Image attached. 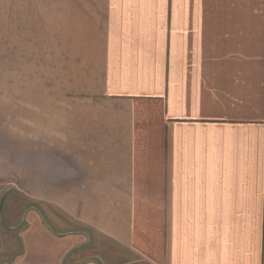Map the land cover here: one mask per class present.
I'll list each match as a JSON object with an SVG mask.
<instances>
[{
    "label": "crops",
    "instance_id": "0c3cea01",
    "mask_svg": "<svg viewBox=\"0 0 264 264\" xmlns=\"http://www.w3.org/2000/svg\"><path fill=\"white\" fill-rule=\"evenodd\" d=\"M63 4L55 88L0 110V264H264V0Z\"/></svg>",
    "mask_w": 264,
    "mask_h": 264
},
{
    "label": "rangeland",
    "instance_id": "374dc122",
    "mask_svg": "<svg viewBox=\"0 0 264 264\" xmlns=\"http://www.w3.org/2000/svg\"><path fill=\"white\" fill-rule=\"evenodd\" d=\"M40 1L39 7L43 10L45 7L47 11L42 19H39L37 3L23 4L16 0L15 18L9 20L8 25L6 0H0V110L7 107L22 109L28 106L29 93H38L40 88L54 89L56 72L61 74V66L68 57L70 35L66 33L65 21L60 18L61 11L65 9L63 2L67 0H59L61 11L57 18L54 14L57 0ZM23 8L26 9L25 15L20 13ZM11 25L14 29V49L8 51V30L12 32ZM25 102L27 105H24ZM1 182L0 231L19 234L21 225L10 229L7 224L10 221L21 224L24 219L26 210L22 194L15 189L16 183L8 184L7 180ZM115 252L116 256L129 258L125 252Z\"/></svg>",
    "mask_w": 264,
    "mask_h": 264
}]
</instances>
